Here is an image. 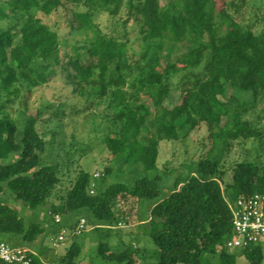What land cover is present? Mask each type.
<instances>
[{
    "label": "trees",
    "instance_id": "1",
    "mask_svg": "<svg viewBox=\"0 0 264 264\" xmlns=\"http://www.w3.org/2000/svg\"><path fill=\"white\" fill-rule=\"evenodd\" d=\"M84 2L98 11L106 10L111 16L119 15L125 7L129 14L127 20L136 16L143 21L146 39L175 44L188 41L194 45L184 60H147L141 66L143 90L133 92L124 88L125 78L121 73L128 67L122 61L126 43L115 37L99 35L82 54L84 57L79 54L70 61L80 82L97 84L101 94L110 96L114 116L122 122L121 128L104 140L111 157H118L123 163H140L149 172L158 168L160 143L179 139L187 126L194 129L205 125L213 144L219 139L257 138L261 134L258 125L242 117L240 108L246 107L234 96L221 98L226 96L229 87L251 90L254 103L259 97L264 98V27L258 31L251 25L244 27L232 13L245 0ZM63 4L64 0L0 1L1 111L5 103L20 96L17 84L20 81L37 84L48 80L43 62L57 38V32L43 19H29L20 27L17 23L8 24L7 19H20L34 8L49 14ZM79 17L85 24L90 15L85 12ZM207 51L210 56L206 59ZM203 63L204 69L191 84L175 88L177 94L170 74ZM115 71L119 74L114 75ZM141 93L149 101H135ZM30 95L28 89L23 99L25 120L20 137L16 120L8 113L2 112L0 116V158L18 154L13 161L0 162V193L8 188L14 198L23 200L31 208L47 203L51 204L54 215L74 217L87 212L109 225L130 223L132 199L155 200L150 209L149 235L160 256L147 264H211L210 255L216 253L220 264H237L239 254L245 255L252 264L263 262L261 245H250L238 252L227 247V241L234 235L233 214L224 193L225 171L219 159H201L197 172L163 196L160 174L143 175L133 187L116 181L91 193L92 175L81 169L67 194L59 202L54 201V191L61 182L60 167L58 163L42 161L46 140L37 126L39 114L27 112ZM149 118L153 121L152 129L141 138ZM227 185L233 201L264 192V166L256 161L239 162ZM44 231L42 224H27L18 209L0 202V234L22 236L32 242ZM81 250V244L72 241L63 256L64 264H79ZM139 253L140 249L132 245L122 251L113 250L108 242L99 245L102 258L118 264H134ZM30 255L32 264H44L38 254L31 252Z\"/></svg>",
    "mask_w": 264,
    "mask_h": 264
},
{
    "label": "rangeland",
    "instance_id": "2",
    "mask_svg": "<svg viewBox=\"0 0 264 264\" xmlns=\"http://www.w3.org/2000/svg\"><path fill=\"white\" fill-rule=\"evenodd\" d=\"M2 1V0H0ZM169 0H162V3ZM239 10H232L234 17L241 21L244 27L253 26L256 31L264 27V0H245ZM88 12L90 17L84 24L80 13ZM124 7L117 16H111L105 11L90 8L84 0H64V4L52 13H44L34 8L27 11L20 19L11 17L8 24L21 23L29 19H43L57 32L55 45L44 60L47 66L44 83H29L25 80L17 83L20 96L5 103L0 116L8 113L18 123L20 137L25 120L23 99L28 89L31 95L28 100V113L39 114L38 129L46 140V147L41 155L45 163H58L60 167V186L54 191V201L59 202L73 184L77 173L86 170L91 173L90 192L95 193L105 189L112 182H123L131 187L143 175L160 174L162 196L181 186L182 181L190 174L198 171L201 159L210 157L219 159L220 166L225 171L223 188L230 204L229 184L233 179V169L239 162L256 161L264 166V98L259 97L254 103L251 90H240L229 87L227 99L234 96L246 109L242 117L252 121L261 129L257 138L219 139L213 144L208 129L201 125L194 129L187 126L179 139L163 140L160 143L158 168L147 172L140 163H123L118 157H111L105 145V138L114 134L122 126V122L114 116V107L109 95H103L94 83L80 82L71 60L84 54L91 42L99 35L112 36L126 43V51L122 61L128 64L121 73L125 78L124 88L128 92L143 90L140 78L143 76L141 66L147 60L169 59L172 62L187 58L194 47L190 42L175 44L146 39L143 21L136 16L130 17ZM127 20V21H126ZM6 22V21H5ZM15 30V28H13ZM17 29V28H16ZM210 51L205 53V58ZM84 57V56H83ZM84 59V58H83ZM205 59V60H206ZM204 60V62H205ZM41 64V60L38 61ZM202 66L190 67L170 74V81L175 88L183 84H191L195 76L202 72ZM119 71L113 72L114 75ZM176 93H177V89ZM178 94V93H177ZM149 101V97L140 94L135 101ZM153 121L149 118L142 128L141 138L146 137L152 129ZM18 154L8 158H0V162L13 161ZM98 173V175H96ZM93 191H92V190ZM155 200H131V221L109 225L97 220L90 213L82 212L77 216L60 215L57 221L52 212L51 204L31 208L28 203L17 199L8 188L0 193V202L8 203L18 209L26 223L38 222L45 231L34 241H25L22 236L0 234L15 246L26 247L38 254L44 264H64L63 256L72 241L81 244L82 250L78 258L79 264H118L107 261L99 254V245L108 242L115 251L125 250L132 245L140 249L134 264H147L160 256V250L149 235L150 209ZM133 205V206H132ZM85 227L78 232L79 223ZM62 235V238L60 237ZM211 264H220L219 254L210 255ZM123 263V262H122ZM124 264V263H123ZM237 264H252L247 257L239 254ZM261 264H264V259Z\"/></svg>",
    "mask_w": 264,
    "mask_h": 264
},
{
    "label": "built area",
    "instance_id": "3",
    "mask_svg": "<svg viewBox=\"0 0 264 264\" xmlns=\"http://www.w3.org/2000/svg\"><path fill=\"white\" fill-rule=\"evenodd\" d=\"M230 206L234 227V235L227 241L230 251L238 252L250 245L264 247V192L236 198ZM55 218L59 221L61 217L57 214ZM82 221L78 232L85 227L84 219ZM30 253L26 247L12 245L0 238V264H32Z\"/></svg>",
    "mask_w": 264,
    "mask_h": 264
}]
</instances>
